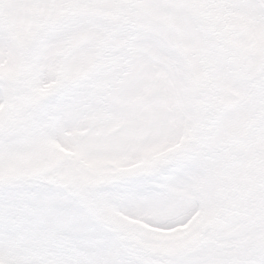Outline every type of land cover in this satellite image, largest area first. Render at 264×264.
Segmentation results:
<instances>
[{
  "label": "snow or ice",
  "instance_id": "snow-or-ice-1",
  "mask_svg": "<svg viewBox=\"0 0 264 264\" xmlns=\"http://www.w3.org/2000/svg\"><path fill=\"white\" fill-rule=\"evenodd\" d=\"M0 264H264V0H0Z\"/></svg>",
  "mask_w": 264,
  "mask_h": 264
}]
</instances>
